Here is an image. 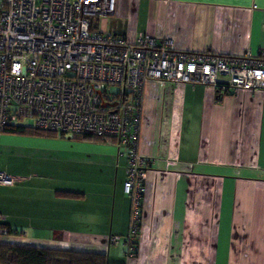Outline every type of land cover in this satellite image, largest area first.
I'll list each match as a JSON object with an SVG mask.
<instances>
[{
  "label": "crops",
  "instance_id": "0c3cea01",
  "mask_svg": "<svg viewBox=\"0 0 264 264\" xmlns=\"http://www.w3.org/2000/svg\"><path fill=\"white\" fill-rule=\"evenodd\" d=\"M99 23L129 42L152 35L179 51H264V0H117ZM138 153L151 164L129 259L123 147L2 134L0 172L19 181L0 185L12 232L0 243L103 254L110 264H264V92L148 81Z\"/></svg>",
  "mask_w": 264,
  "mask_h": 264
},
{
  "label": "built area",
  "instance_id": "2783aa9c",
  "mask_svg": "<svg viewBox=\"0 0 264 264\" xmlns=\"http://www.w3.org/2000/svg\"><path fill=\"white\" fill-rule=\"evenodd\" d=\"M116 11L117 0H0V137L8 126L32 119L38 131L114 140L123 147L130 259L139 251L136 238L151 164L138 153L144 85L157 80L201 84L219 94L264 92V51L242 56L186 52L152 35L129 42L98 24ZM18 181L0 172V185ZM9 235L0 215V240Z\"/></svg>",
  "mask_w": 264,
  "mask_h": 264
},
{
  "label": "trees",
  "instance_id": "16d2710c",
  "mask_svg": "<svg viewBox=\"0 0 264 264\" xmlns=\"http://www.w3.org/2000/svg\"><path fill=\"white\" fill-rule=\"evenodd\" d=\"M38 135L48 138L64 136L54 132L38 131L34 127L11 125L2 131V134ZM88 141H108L107 139L92 136H74ZM64 198H76L78 194L59 192ZM2 226L9 230L3 223ZM0 264H110L106 255L97 253H83L67 250H52L27 246L8 245L0 243Z\"/></svg>",
  "mask_w": 264,
  "mask_h": 264
},
{
  "label": "rangeland",
  "instance_id": "374dc122",
  "mask_svg": "<svg viewBox=\"0 0 264 264\" xmlns=\"http://www.w3.org/2000/svg\"><path fill=\"white\" fill-rule=\"evenodd\" d=\"M110 91L112 93H116V92H118V88H111ZM17 123L20 124V125L27 126V127H34L35 126V122L32 119H29V120H21V121H18Z\"/></svg>",
  "mask_w": 264,
  "mask_h": 264
}]
</instances>
